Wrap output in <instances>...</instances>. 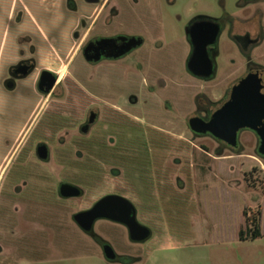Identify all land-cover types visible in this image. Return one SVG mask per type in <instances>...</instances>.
<instances>
[{
	"label": "flooded vegetation",
	"instance_id": "1",
	"mask_svg": "<svg viewBox=\"0 0 264 264\" xmlns=\"http://www.w3.org/2000/svg\"><path fill=\"white\" fill-rule=\"evenodd\" d=\"M179 1L189 0H0V102L9 104L13 111L24 110L14 125L6 128L17 136V143L13 146L8 142L0 165V256L9 248L14 262L48 261V209L54 200L60 206V201L71 199L62 195V186H75L60 181L51 201L54 141L58 147L68 146L67 140L54 137L97 136L98 132L107 136L112 133L113 120L126 118L129 105L140 103L143 87L156 93V87L169 80L160 68L161 39L169 34L165 20L178 18L173 7ZM213 1L218 17H194L185 25L184 34L191 49L187 68L196 79H216L223 39L238 53L236 76L230 80L232 89L220 110L242 81L256 76L264 82V64L255 58L256 50L264 44V0ZM195 39L206 43L212 66L208 77L195 76L190 70L197 50ZM128 86L136 93H130ZM197 110L194 118L206 122L218 111H203L200 106ZM244 132L256 136V151L264 159L259 154L262 141L251 129L238 133L237 146L210 133H193L240 152ZM43 150L48 151L46 159ZM10 170L9 183L4 186ZM262 208L264 201L258 195L245 200L238 234L241 243L257 240L252 225ZM122 211L126 219L127 213ZM135 221L149 231L146 238H134L125 224L108 217L97 219L92 229L84 232L97 243L108 263L146 264L141 258L119 254L97 230L102 222L123 227L143 254L154 233L139 220L137 209Z\"/></svg>",
	"mask_w": 264,
	"mask_h": 264
},
{
	"label": "rangeland",
	"instance_id": "2",
	"mask_svg": "<svg viewBox=\"0 0 264 264\" xmlns=\"http://www.w3.org/2000/svg\"><path fill=\"white\" fill-rule=\"evenodd\" d=\"M173 15L178 18L165 20L169 34L161 39L160 68L169 80L156 93L143 87L140 103L129 105L126 118L114 119L107 136L54 137L67 140L68 146L58 147L54 141L51 201L60 181L80 187L84 195L50 205L48 261L14 262L10 249L4 248L0 264H110L74 220L108 195L131 201L139 220L154 233L141 254L126 229L99 223L98 232L119 254L146 264H264V208L258 215L263 237L241 243L238 236L247 197L258 195L264 201V159L256 151V136L244 132L243 150L234 152L211 137L197 138L190 128L198 106L211 113L222 106L236 76L238 53L223 39L216 79L192 77L185 25L197 16L218 17V7L213 0L179 1ZM255 58L264 64V44ZM127 89L136 93L132 86ZM22 112L0 102V165L8 142L17 143L6 128Z\"/></svg>",
	"mask_w": 264,
	"mask_h": 264
},
{
	"label": "water",
	"instance_id": "3",
	"mask_svg": "<svg viewBox=\"0 0 264 264\" xmlns=\"http://www.w3.org/2000/svg\"><path fill=\"white\" fill-rule=\"evenodd\" d=\"M195 45L197 50L190 70L195 76L208 77L212 74V66L207 60L206 43L199 44L195 39ZM190 127L194 133H210L232 146H237L238 133L241 130L251 129L262 141L259 154L264 156V82L256 76L242 81L234 88L231 100L213 115L210 122L193 118L190 120ZM42 156L46 159L48 151L43 150ZM61 193L66 198H79L83 190L78 186L66 184L62 186ZM122 210L127 213L126 219L122 216ZM135 216L136 208L131 201L122 196L109 195L100 200L93 209L79 212L74 220L83 231H90L97 219L108 217L125 224L134 238H146L149 231L137 224Z\"/></svg>",
	"mask_w": 264,
	"mask_h": 264
},
{
	"label": "trees",
	"instance_id": "4",
	"mask_svg": "<svg viewBox=\"0 0 264 264\" xmlns=\"http://www.w3.org/2000/svg\"><path fill=\"white\" fill-rule=\"evenodd\" d=\"M254 239H258L261 236L260 219H255L253 225Z\"/></svg>",
	"mask_w": 264,
	"mask_h": 264
}]
</instances>
